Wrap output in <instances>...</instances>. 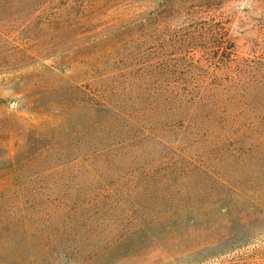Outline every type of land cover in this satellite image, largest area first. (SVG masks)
I'll use <instances>...</instances> for the list:
<instances>
[{
	"label": "rangeland",
	"instance_id": "rangeland-1",
	"mask_svg": "<svg viewBox=\"0 0 264 264\" xmlns=\"http://www.w3.org/2000/svg\"><path fill=\"white\" fill-rule=\"evenodd\" d=\"M61 1L83 11V29L116 36L166 6L170 69L194 84L182 121L163 122L180 156L84 160L112 111L62 112L79 86L127 112L151 94L128 86L125 60L36 70L19 48L42 38L40 0H0V264H264V0ZM210 19L231 49L185 41L188 22Z\"/></svg>",
	"mask_w": 264,
	"mask_h": 264
},
{
	"label": "trees",
	"instance_id": "trees-1",
	"mask_svg": "<svg viewBox=\"0 0 264 264\" xmlns=\"http://www.w3.org/2000/svg\"><path fill=\"white\" fill-rule=\"evenodd\" d=\"M57 1L61 4L60 9L51 6ZM70 10L75 9L65 5L61 0H40L38 8L34 10L37 18L41 20L42 38L35 41L34 48L20 46L19 49L29 53V56L31 54L35 61L39 60L36 70L57 69L54 65L57 58L60 64L72 62L75 66L87 67L90 72L99 67L112 69L125 60L128 66L123 68L126 71L123 77L128 82V86L141 82L142 87L139 89L146 94H151L150 100L145 104H134L143 105V110L127 112L116 108L107 98H103L94 89L92 90L91 86H79V89L84 88L83 100L73 107L63 103L62 112L82 106L94 110L112 111L111 114H106L93 124V127L103 126L104 128L99 138L101 143L97 144L89 136L84 138L87 149L83 159L92 157V160L107 161L127 155L144 160L153 156L159 159L180 156V152L172 147L173 140L170 137V133L176 126L163 122L165 119L173 121L174 117L179 123L182 121V117L177 114L183 110V102L187 98L182 91L194 84L175 80L174 72L170 69L171 60H169L168 52L172 44L168 41L171 30L167 27L170 16L165 13L166 6L161 5L155 13H147V16L135 19L134 24H129L128 30L123 31L122 34H124L119 36L111 32L98 33L96 30L92 32V30L83 29L86 23L83 11L72 14ZM198 23V20L188 22L191 27L186 29L189 33L185 41L207 42L217 49L232 48V45L227 46L225 28L220 21L215 22L210 19L208 22ZM100 53L103 55L101 56ZM229 54L232 53L229 52ZM100 59H102L101 63ZM44 60H52L53 63L46 64ZM111 72L113 73V70ZM31 96L34 109H41L40 95ZM102 140L105 143H102ZM53 146H57V143L54 142ZM68 150L74 151L75 154L81 151L78 147ZM88 166L93 170L90 164Z\"/></svg>",
	"mask_w": 264,
	"mask_h": 264
}]
</instances>
